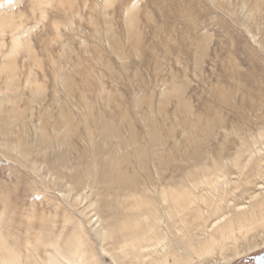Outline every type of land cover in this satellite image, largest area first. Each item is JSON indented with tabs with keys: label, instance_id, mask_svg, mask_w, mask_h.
Wrapping results in <instances>:
<instances>
[{
	"label": "rangeland",
	"instance_id": "374dc122",
	"mask_svg": "<svg viewBox=\"0 0 264 264\" xmlns=\"http://www.w3.org/2000/svg\"><path fill=\"white\" fill-rule=\"evenodd\" d=\"M43 139L33 168L21 140ZM244 143L242 166L229 163ZM57 155L60 181L47 171ZM101 166L130 180L128 192L110 196ZM250 170L262 171L253 178L264 199V0H0V261L102 264L95 231L110 229V207L132 222L111 234L161 214L189 234L212 204L211 219L193 222L209 227L200 252L153 264H249L264 252V210L253 222L255 201L241 195ZM176 188L193 194L188 206L174 202Z\"/></svg>",
	"mask_w": 264,
	"mask_h": 264
},
{
	"label": "bare ground",
	"instance_id": "6f19581e",
	"mask_svg": "<svg viewBox=\"0 0 264 264\" xmlns=\"http://www.w3.org/2000/svg\"><path fill=\"white\" fill-rule=\"evenodd\" d=\"M154 136L153 138L156 139ZM159 139V138H158ZM45 142L46 140L43 139L39 144H37L35 147L30 146L29 144L26 143V141L21 140V153L28 159V161L31 163V166L33 168L37 167V164L33 163V153L36 152L38 154H41L43 151V148H45ZM247 143L241 144V147L237 149L236 156L232 160H229V163L235 164L237 166H242L241 160L242 157L244 156V153L247 152ZM101 151V150H100ZM188 162L190 163V168H195L198 164V161L201 162L203 159V147L199 146L194 154L190 157H187ZM193 161L194 163H192ZM65 163H66V158L61 155H57L53 157L51 160L48 161V167L47 171H49L52 174H56V179L61 180V177L64 178V170H65ZM196 163V165H195ZM243 163V162H242ZM100 164L102 165V162L100 161ZM230 165V164H229ZM244 167H241L240 175H245V164H243ZM233 166V165H232ZM102 167V172L98 174V179L100 181L106 183L108 187V193L110 196H114V188L115 186H120L122 189L127 190L128 192V186L131 184V181L122 178V176L117 180L112 179L111 177V166L108 168L101 166ZM227 165L225 163H219L217 166L213 167V171L207 170L205 171L206 176L209 177H216L219 171H222L225 169ZM236 167V166H235ZM229 169V168H228ZM259 171V170H258ZM257 170H250L251 173L246 174L244 184H241L243 186V190L241 195L245 196L247 194H250L249 199H253L255 201L254 208L251 211V219L253 222L256 221V218H258V215L260 211L264 210V199H258V193L257 190L261 188L262 182H254V178H262L263 176L261 175L262 171L258 172ZM227 172V170H226ZM195 173V172H194ZM208 173V174H207ZM229 173V172H227ZM233 174V172H230ZM226 174V173H225ZM219 175V174H218ZM231 175V174H230ZM228 176V175H227ZM220 177V176H219ZM229 177V176H228ZM254 177V178H253ZM208 178V177H207ZM253 178V181L252 179ZM230 180V179H229ZM251 180V181H250ZM232 184H234L233 180H230ZM215 183V182H214ZM93 184H96V181H94ZM209 184V183H208ZM246 184L252 185V190L253 193H249L248 191L251 190L245 189ZM68 185L70 188L68 191L74 192L76 197H80L78 194L77 188L81 187V179L77 176H73L72 182H69ZM245 185V186H244ZM264 185V184H263ZM240 186V185H239ZM249 187V186H248ZM177 192V194L180 195L178 196V202L174 201L175 203L179 204L180 207H185L188 206V204L185 202L189 198H194L193 194L191 192H186L183 190H180L179 188H176L175 191L172 193ZM247 193V194H246ZM184 198V199H183ZM258 199V200H257ZM184 200V201H181ZM165 202V200H163ZM167 201V200H166ZM194 200L190 201L193 202ZM177 204H175L177 206ZM105 206H108L107 204H103ZM110 210V220L112 221L111 229H115L117 232H125L126 227L130 225L132 222L127 223V224H122V216H118L114 211L111 210V207L109 208ZM166 212V211H162ZM215 213V210L213 209V205H208V208H201L195 212L193 221H192V226H194L193 230L189 229V234H174L173 231L170 230V226H168L166 221L164 220L163 214H161V217L154 218L153 221H151L148 225L141 226V221L138 223L133 224L132 226L135 228H138L136 232L132 233H125V234H111L112 232L107 231L106 226H102L101 228H96V234L95 238L97 241V250H98V257L101 260L102 264H108L105 262V258L109 259L110 258V264H153L156 262L159 258H168L169 256L173 255V257L177 258L179 255L183 256L184 261H188L189 258L193 253H198L200 252V249L196 248L194 244H197V241H199L201 238L199 237L200 234H209L208 231V226H204L201 223H197L194 225V221L196 219H199L198 221H204V219H211ZM116 214V215H115ZM157 216V215H155ZM245 216V215H244ZM243 216V217H244ZM175 217V216H172ZM246 217V216H245ZM150 218V217H149ZM158 221L161 223L162 226H159ZM250 220V221H251ZM230 226L224 225L221 230L219 231L220 233H224L227 229H229ZM148 228V231H143V229ZM165 228V229H164ZM196 230V232L194 231ZM167 234H171L169 237ZM201 241V240H200ZM212 243L208 240L206 241L203 245L202 248L208 252V250L211 248ZM264 246V245H263ZM73 245L72 242L68 245L67 253L69 256H72L74 253L73 251ZM161 247V248H159ZM95 255H81V260L85 264H92L91 260H93ZM97 256V255H96ZM0 264H11V260L7 259L6 261H0ZM50 264H57L55 261H52Z\"/></svg>",
	"mask_w": 264,
	"mask_h": 264
},
{
	"label": "flooded vegetation",
	"instance_id": "af4514ba",
	"mask_svg": "<svg viewBox=\"0 0 264 264\" xmlns=\"http://www.w3.org/2000/svg\"><path fill=\"white\" fill-rule=\"evenodd\" d=\"M263 253V252H262ZM262 253L257 254L251 260H249V264H257V256H260ZM248 264V263H247Z\"/></svg>",
	"mask_w": 264,
	"mask_h": 264
},
{
	"label": "snow or ice",
	"instance_id": "6c2138e0",
	"mask_svg": "<svg viewBox=\"0 0 264 264\" xmlns=\"http://www.w3.org/2000/svg\"><path fill=\"white\" fill-rule=\"evenodd\" d=\"M11 3V0H8ZM257 260L261 261V264H264V256H257Z\"/></svg>",
	"mask_w": 264,
	"mask_h": 264
},
{
	"label": "water",
	"instance_id": "95a60500",
	"mask_svg": "<svg viewBox=\"0 0 264 264\" xmlns=\"http://www.w3.org/2000/svg\"><path fill=\"white\" fill-rule=\"evenodd\" d=\"M260 256H264V252ZM257 264H261V261L257 260Z\"/></svg>",
	"mask_w": 264,
	"mask_h": 264
}]
</instances>
